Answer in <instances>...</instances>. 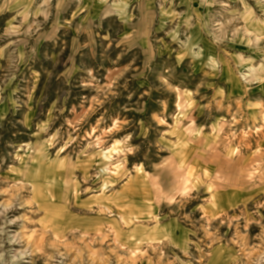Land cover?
Here are the masks:
<instances>
[{"label": "rangeland", "instance_id": "rangeland-1", "mask_svg": "<svg viewBox=\"0 0 264 264\" xmlns=\"http://www.w3.org/2000/svg\"><path fill=\"white\" fill-rule=\"evenodd\" d=\"M39 1L0 20V264H264V0Z\"/></svg>", "mask_w": 264, "mask_h": 264}, {"label": "crops", "instance_id": "crops-1", "mask_svg": "<svg viewBox=\"0 0 264 264\" xmlns=\"http://www.w3.org/2000/svg\"><path fill=\"white\" fill-rule=\"evenodd\" d=\"M17 1L21 4H15L12 10L3 11V0H0V20L5 21L4 17L9 13L15 15L16 13L21 14L26 11H32V7L40 3L39 0ZM169 1L177 3V0ZM55 4L60 7V9L56 8L57 11L55 13L61 15L62 19L65 20H73L80 17H82V20L86 18L93 21L101 20L108 9L111 12V17L109 18H116L122 24H125L129 20L132 10H134V5L145 4L149 6L151 2L149 0H53V5ZM175 235L177 236L176 233Z\"/></svg>", "mask_w": 264, "mask_h": 264}, {"label": "bare ground", "instance_id": "bare-ground-1", "mask_svg": "<svg viewBox=\"0 0 264 264\" xmlns=\"http://www.w3.org/2000/svg\"><path fill=\"white\" fill-rule=\"evenodd\" d=\"M181 167V166H180ZM181 168H183V169H186L185 167H181ZM204 175V174H203ZM214 185V184H213ZM141 187L143 188V189H145V188H149V186H148V184H146V182H141ZM150 190H151V188H149ZM217 191V190H216ZM210 194V193H209ZM111 213V212H110ZM120 218V217H119Z\"/></svg>", "mask_w": 264, "mask_h": 264}]
</instances>
